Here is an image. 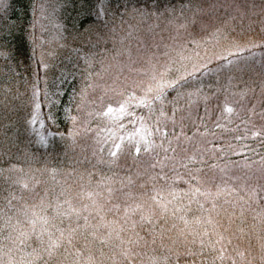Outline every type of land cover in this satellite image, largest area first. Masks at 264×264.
<instances>
[{
  "label": "snow or ice",
  "instance_id": "6c2138e0",
  "mask_svg": "<svg viewBox=\"0 0 264 264\" xmlns=\"http://www.w3.org/2000/svg\"><path fill=\"white\" fill-rule=\"evenodd\" d=\"M11 7L10 0H0V62L5 69L0 74L16 82L4 87L5 95L19 99L21 74L12 44L19 25L9 15ZM49 7L44 0H32V20L24 30L30 49L26 59L31 63H19L31 73L24 77V83L31 84V96L23 126L31 129L35 143L44 149L49 137L58 136L67 154L88 132H94V147L91 159L86 154L76 159L65 179L56 180L57 170L51 169L54 184L42 190L43 182L25 173L10 156L3 161L6 166H0V177L7 187L0 192V264H264V153L249 143L259 141L264 149V0L259 5L188 0L179 8H161L159 0L151 5L145 0H118L114 7L105 0L94 5L83 0L73 24L72 39L79 44L71 48L75 59L69 56L71 67L59 68L54 93L49 91L48 75L56 67L50 62L56 53L46 51L52 41L43 36ZM153 17L166 18L177 33L172 39L183 41L165 45L170 50L163 53V64L154 62V53L139 50L134 59L125 46L132 31L123 34L124 25L131 28L130 20ZM56 28V43L67 47L66 27L58 23ZM209 28L215 40L211 50L206 46L209 41L197 38ZM229 29L237 38L228 39ZM181 31L187 35L181 37ZM109 40L114 45L111 50L106 46ZM124 56L129 71L147 79L130 81L126 76L121 81L118 75L103 89L99 104L90 100V90L100 87L97 80ZM257 63L262 70L257 102L261 111L251 103L250 114L243 116L227 96L221 104L219 95L237 88L232 95L241 101L250 94L254 97L256 81H244L240 89L233 80L242 67ZM225 73L227 88L205 86V78L212 77L219 85ZM64 85L71 87V93ZM66 94L63 112L70 126L61 132L58 98ZM86 102L95 105L88 117L102 121V127L93 130L91 119L82 122L73 114V107L80 113ZM257 115L259 125L253 120ZM37 124L41 130L47 125L57 131L45 134L36 129ZM226 133L230 140L224 139ZM4 155L0 153V159ZM88 164L93 170L84 167ZM234 169L243 175H236ZM253 235L259 240L258 254L253 253Z\"/></svg>",
  "mask_w": 264,
  "mask_h": 264
},
{
  "label": "trees",
  "instance_id": "16d2710c",
  "mask_svg": "<svg viewBox=\"0 0 264 264\" xmlns=\"http://www.w3.org/2000/svg\"><path fill=\"white\" fill-rule=\"evenodd\" d=\"M11 2V9L9 11V15L11 16L13 21H16L19 25V28L14 31V38L12 39V44L17 49V70L21 74L20 84H19V92L20 98L13 99L12 94L5 95L4 87L9 83L14 87L15 80L9 82L8 77L3 76L0 74V153H7V155L3 156V159H0V166L4 165L3 161L7 160L9 156L11 157L12 161L17 164L18 167H23L25 173L29 174V176L33 175L34 173H43L47 176L41 177L43 183L41 185V190L45 185L51 187L53 185V177L51 173V169H56L58 172L59 166L70 169L73 165L70 162V154L69 151L66 154L65 148L63 143L60 142L58 136L55 138L49 137V147L44 149L43 147H39L35 141L37 139L36 135L29 130H25L23 126V117L28 111V101L31 96V84L24 83L25 76H31V73L25 71V67L21 65L19 62L23 60L25 64L31 63L29 60L26 59L27 55L30 54V49L27 45V38L25 36L24 30L29 27L30 21L32 20L30 4L32 0H10ZM118 0H109L107 3H111L113 7L116 5ZM120 3L123 0H119ZM145 2L151 5L154 1L153 0H145ZM169 6H176L178 7L179 4L187 3L188 0H167ZM83 3V0H56L55 7L52 10L53 19L56 23L63 24L67 31L63 33L67 40L64 41L68 46L64 48H60L59 45L56 43L58 38V30L54 26H49L48 19L44 20L43 23L45 24L47 31L43 33V36L46 40L52 41L50 45L46 46V51L51 50L56 53L55 57L51 59V63L55 65L48 75V87L50 93H54L57 91L55 86L56 77L59 75V68L64 67L67 65L71 67V64L68 62L67 58L72 56L73 60L75 59L74 54L71 51V48L74 46H79L78 43H74L72 37L75 35L73 30V24L76 22L77 19V12L80 10V6ZM96 0H88V5H94ZM167 3V4H168ZM62 5V7H61ZM162 8V7H161ZM152 19V18H150ZM116 25L119 28L120 21L117 19ZM111 26V25H109ZM127 24L124 25V29L126 30ZM102 32H107V29L101 27ZM54 33L56 36H54ZM37 35H40V30L37 28ZM53 35V36H52ZM54 37V38H53ZM55 40V41H54ZM108 49H113V45L107 44ZM103 47V45L101 46ZM34 67V65H33ZM98 67V66H97ZM3 63L0 62V73L4 71ZM261 71L259 69H250V66H244L238 72H235L236 78L241 76L243 77L244 81H249L252 75L259 74ZM43 76V73H41ZM234 81V80H233ZM205 86L209 83L212 84L213 89L219 86L221 89L227 88V76L224 80L219 81V85H217L216 78H205ZM41 88L44 87L43 82L40 85ZM66 89L67 93H71L72 89L68 85L63 86ZM52 99H57V97L53 96ZM60 100V109L57 113L59 120V131L64 132L67 127L70 126L65 119H64V106L68 104V95H64L58 98ZM43 112L46 115L48 112L47 107L43 108ZM75 113V107H73V114ZM15 124V127H10L7 130L5 129V125L8 124ZM39 125V124H37ZM36 125V126H37ZM44 131L46 132H56L57 129L55 127H48L46 125ZM25 153L29 154V158L25 159ZM69 155V156H68ZM71 164V165H70ZM7 187V183L0 177V192ZM249 224H251V218H248ZM251 245L254 254H258L259 252V240L256 235H253L251 239ZM247 242H245L243 247H247Z\"/></svg>",
  "mask_w": 264,
  "mask_h": 264
},
{
  "label": "rangeland",
  "instance_id": "374dc122",
  "mask_svg": "<svg viewBox=\"0 0 264 264\" xmlns=\"http://www.w3.org/2000/svg\"><path fill=\"white\" fill-rule=\"evenodd\" d=\"M55 1L56 0H44V2L46 4L51 6V7H49L48 12H47V15H48L47 21L49 22V26H54V27H56V24H57L56 21L53 19V16H52V10L55 7ZM108 1L109 0H105V2H108ZM192 2L193 3H206L207 0H192ZM238 2L247 3V4L255 3V4L259 5L260 0H238ZM167 3H168L167 0H159V4L162 8L163 7H171V6H169V3L168 4ZM180 5L181 4H179V6ZM179 6L177 8H179ZM129 23L132 25V27L129 28L127 25V28L123 34H126L127 31H132V36L125 41V46L131 48V50L133 52L134 59L136 58L137 51L139 50V52L141 54H145V55H152L154 53L155 57H156L154 62H157L159 64H163L166 61V58L163 56V53L165 51L170 50V48L166 49L165 45H169V46H171L173 44L178 45L179 43L183 42V41H174L172 39L173 37H175L177 35V33L172 26L168 25L166 18H161L159 20H157L155 17H153L152 19L148 18V19H144V20H140L139 18H137L135 20H130ZM244 24L246 26L247 21H245ZM211 31H212V29L209 28L208 32L200 33V35L197 37L198 39H203V40L209 41L206 45L209 48V50H211L213 48V46L215 45V40L211 39L209 34H208ZM239 31H240V28L238 25L237 26V32H239ZM52 34L54 36H56L54 33H52ZM186 35H187L186 33L181 31V33H180L181 37H185ZM233 38H237L236 34L231 33V30L229 29L228 39L231 40ZM221 41L223 43L227 42V41H224L223 37H221ZM107 44L113 45L111 40H109V42ZM113 47H114V45H113ZM115 47L116 48L120 47L118 42L116 43ZM257 51H259V50H257ZM200 52H201V55L204 54L203 47L200 49ZM192 54H194V53H192ZM173 55H174V53H173ZM257 60H259V57H257ZM140 63L141 62L137 63V67H140ZM112 64H113V66L111 68H109V70L106 73L103 74L102 79L97 80V83L100 87H98L95 91L90 90L89 99L96 101V104H99V97L103 94V89L105 87H110L118 75H119L121 81H123L124 77H126V76L129 77L130 81L132 79H136V80H141V79L146 80L147 79V77H145V76H141L135 72L129 71V69L127 67V65H128L127 56L118 58V60L113 61ZM213 66H215V65H213ZM250 69H259L260 71H262L258 63L250 66ZM226 76H227V73L222 74L220 79L224 80V78ZM252 80L256 81V84H255L256 92H255L254 97L250 94L249 98L247 100L241 101L239 96H233L232 95L233 91H238L239 89L233 88V89H230L228 92L221 91V93L219 95V102L221 104H223L224 98H225V96H227L228 97V103L230 105L234 106L237 109V111L241 112V114L243 116L249 115L250 113H248L247 110L251 106V103H257L260 99V89L258 86L259 85V74L257 73V74L252 75L251 79H249L248 82H251ZM243 82H244L243 77L239 76L233 81V84L239 85V88L242 89L244 87ZM216 104H217V101L214 100L211 107L213 109H215ZM91 110H95V105L86 102L82 111L80 113L75 112L74 114L79 115L81 117L82 122L91 119L92 120L91 128L93 130L96 129L97 127H102L103 126L102 121H98V120H95L94 118L88 117L87 113H88V111H91ZM256 110H257V112L261 111V107L258 103H257V109ZM200 113H201V115H203V107H201ZM213 119H215V116L213 117ZM253 120L256 121L257 125H259L261 122L258 115L253 117ZM238 122L239 121H237V123ZM210 126H212V125L210 124ZM35 127L38 131H43L46 134V132L44 130L40 129L39 125H37ZM224 139L230 140L231 135L227 134V133L224 134ZM94 140H95L94 132H88V133H82L81 134V136L78 138V144H77L75 150L69 151L70 156L69 155L68 156L70 157V162L73 166H76L75 160L76 159H83V155H85V154L91 159L92 150L94 147ZM249 143L252 144L253 148H256L257 150L264 153V149L260 148L259 141H249ZM249 155H252L253 159H258V157H256L252 153H249ZM238 159H240V158L239 157H233V160H238ZM92 162L95 163V160H93ZM121 163L123 164L124 161H121ZM128 163L130 164L131 162L129 161ZM84 167H86L88 170H93L91 168L90 164L85 165ZM99 168H100V170L104 171L106 174L111 175V172L108 171L106 166L100 165ZM70 169H71V167H70ZM70 169H66V168L59 166L55 179L56 180L65 179V175ZM115 171L118 172L119 175L124 174V171H122L121 169H115ZM234 172L236 175H243V172H241L237 169H234ZM33 175L37 179H40L43 176H47L46 174H43V173H34V172H33ZM217 176H218V174H217ZM53 184H54V182H53ZM134 191L138 192L139 189H134Z\"/></svg>",
  "mask_w": 264,
  "mask_h": 264
}]
</instances>
